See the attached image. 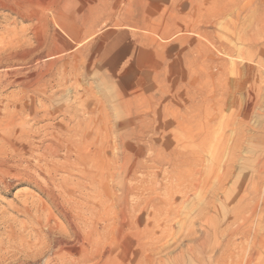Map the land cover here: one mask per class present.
I'll return each mask as SVG.
<instances>
[{
	"label": "rangeland",
	"instance_id": "obj_1",
	"mask_svg": "<svg viewBox=\"0 0 264 264\" xmlns=\"http://www.w3.org/2000/svg\"><path fill=\"white\" fill-rule=\"evenodd\" d=\"M35 1L0 0V25L9 19L16 30L5 68L17 73L0 88V247L26 235L41 211L57 215L54 200H65L63 185L82 169L94 173V202L110 201L100 166L116 154L111 146L124 125L132 133L125 143L150 167L139 169L136 181L146 182L145 170L156 181V260L264 264V0ZM22 76L42 79L41 92L25 95ZM175 145L188 157L175 160ZM167 187L178 191L168 192L176 199L158 209ZM119 209L110 210L113 231Z\"/></svg>",
	"mask_w": 264,
	"mask_h": 264
},
{
	"label": "bare ground",
	"instance_id": "obj_2",
	"mask_svg": "<svg viewBox=\"0 0 264 264\" xmlns=\"http://www.w3.org/2000/svg\"><path fill=\"white\" fill-rule=\"evenodd\" d=\"M11 6H12V4H11ZM14 9H16V8H14ZM44 12H46V11H44ZM53 15H55V14H53ZM56 16L57 15H55V17ZM19 17L21 19H23V20L24 19L26 20L28 18V17H23L22 15H19ZM34 18H36L37 21L41 20L38 17H34ZM30 19H33V18H30ZM38 19H40V20H38ZM259 19H261V18H259ZM96 20H98V19H96ZM42 22H43V20H42ZM6 23L7 24L5 26H1L0 25V35L5 36L3 42L0 44V88L6 87V85H8V83L12 84V82L11 81L9 82V80H10V78L14 77V75L16 76V74H17V73L10 72L7 68H5L6 66L8 67V65H9L8 62H10V60L13 59L12 56H11L12 53L10 52V51H12L11 49L13 47H16V46H14L15 44L13 45V39H12L13 35L11 36V34H12V32L14 30L11 29V27H10L11 24L9 23V19L6 21ZM97 23H98V21H97ZM260 23H261V21H260ZM260 23H258V24H260ZM13 24H15V22ZM56 25H57V23H56ZM59 29H61V28H59ZM256 33L257 32L255 31V34ZM260 35H262V34H260ZM255 36H257V35H255ZM14 37L15 36H13V38ZM24 37H23V39H24ZM91 37H92V35H91ZM19 39L22 40L20 37H19ZM255 39H253V42H254ZM17 44H19V43H17ZM21 45L22 44L20 43V46ZM18 48L19 47L17 46V49ZM14 49H16V48H14ZM100 51H102V50H100ZM14 55H16V54H14ZM38 58H40V57H38ZM38 61H36V63ZM11 62H12V60H11ZM24 67H26V66H24ZM11 70H12V67H11ZM42 84H43L42 83V79H40V80H34L33 79L32 80L31 77L28 78L27 76L26 77L22 76V79L19 82V86H21L22 92L25 95H26V93L29 92V90L30 91L32 90L33 93L39 94L41 92V89H42V86H43ZM15 85H18V84L16 83ZM119 99H123V98L119 97ZM123 101L126 102L124 99H123ZM130 109L131 108L128 107V110H130ZM22 112H23V110H22ZM73 115H75V114H73ZM122 120H124V119H122ZM89 122H90V120H89ZM240 124H241V122H240ZM246 124H247V122H246ZM100 126H102V125H100ZM85 127H86V125H85ZM97 128L99 130H101V128H99V127H97ZM112 132H114V130ZM116 132H117V134L115 136L114 145L111 146V147H113L114 152L116 154L114 155L113 159H109V161H107L105 164H102V165L100 164L101 165L100 169L103 170V172H104L103 174H106L105 177H103V178H105L106 180L109 181L108 187H109V193H110V198H109L110 201L108 199L107 200H103L105 196L102 193V196H104L103 199L101 201H99L100 200L99 198L101 197L100 196L98 198L99 200L97 199L99 201V203H95L94 202V200H93L94 199L93 191L95 192L96 190H94V189H96L97 187H96V184H94L92 182V178H93V174H94V173H92V171H91V173H92V175H91V174H89L88 171H86L87 169H82L83 172H82V170H80L79 172H82V175L80 176L81 178L78 177L79 179H77V180L75 179L74 181L71 180L72 177L70 176L71 177L70 178L69 175H68L67 176V181L69 180L68 177L70 178L71 181H69L68 183H65L64 185L62 184L64 189L68 190V193L65 196L66 197L65 200L63 201L64 197L62 196V198H63L62 201L63 202H61L59 200H56V199L54 200V203L52 201V203L56 207L57 215L60 217V219L62 218L66 222L67 227L65 228V226L62 224V226H64V229L61 228V224L59 222V219L57 221V215L54 216V215L46 214L48 212V210L45 213H43L41 211V213H39V215H37L35 227H32L30 231L27 230L26 226L22 227L25 232L28 231L26 235L22 234V237L19 238V239L10 238L6 244H4V245H2L0 247V264H37L40 261H43L42 263L40 262L41 264H164L163 260H158L157 259L158 260L157 261L155 259V257H154L155 254H157L158 250L154 254V251L156 250V248H155V245H156L155 244V240L156 239L154 237L155 234H154V231H153L152 227H154L155 225L153 226V225H151V223H152V220L155 219V215L154 214L157 215V213L155 212L156 211V205H157L156 204L157 203V198H156V195H155L156 191L154 192V189H153V186H154L153 183L156 184V181L154 182V177H153V174H152L153 172L151 173L150 170L149 171H146V170L144 171V172H147V173H144L143 175H145V174L148 175V178H147V180L145 179L146 182H144V184L142 183L144 181V179H143L144 177H142L143 181L141 179H139V180L137 179V181H140V183L136 181V173L138 172V170L141 169V168L142 169H145V168L149 169L150 167H148V165H146L147 163L144 164V162H145L144 159H142V160H144V162L143 161L141 162L140 161L141 159L139 157H137L138 155L135 152V146L134 145H132L130 143L129 144L125 143V136H127V138H128V137H130L132 135L131 132H127V127L124 126V125H121L119 127V130H117ZM21 133H23V132H21ZM234 137H236V136H234ZM170 139H171L172 142L174 141V143L177 141V138L173 134L170 135ZM142 147H144V146H142ZM153 148H156V147H153ZM195 150H196V148H195ZM185 151H186V149H184V148H182V149L180 148L179 149V147H176V145H175L174 146V151H173V154H175V160H177L176 158H178V157L181 158V155H186V157H188L187 156V152H185ZM112 154H113V152H112ZM155 155L156 154H154V156ZM198 156H200V155H198ZM142 157H144V156H142ZM184 158H185V156H184ZM168 159L165 161L164 157H163V161H161V162H163L162 164H166V165L169 164L170 165L171 162L173 164V160L171 161L170 158H168ZM148 160H150V158H148ZM153 161H154V159H153ZM192 161L196 162V161H194V159ZM150 162L152 163V161H150ZM175 162L176 161H174V165L178 164L177 162L176 163ZM95 165L97 166V164H95ZM197 165H198V162H197ZM149 166H151V164ZM160 166H162V165H160ZM177 166H179V165H176V167ZM154 167H155V165H154ZM172 167H173V165H172ZM199 168L201 169V166ZM176 170H177V168L175 169V171ZM179 170L181 171L182 167H181V169L178 168L177 172ZM183 170H185V169H183ZM151 171H154V170L152 169ZM240 171H241V169H240ZM95 173H98V172H95ZM139 173H140V171H139ZM184 173L185 172H183V174ZM100 174H102V173H100ZM172 174H174V173H172ZM180 174H182V173H180ZM164 175H165V173H164ZM171 176H175V175H171ZM177 176L178 175H176V177ZM184 176L182 178H184ZM201 177H202L201 179L199 178L200 179V183H199L200 186L199 187L197 186V189L200 192H202V190L204 189V183L207 180L208 174L204 173V175H202ZM96 178L98 179V177H96ZM222 178L224 180H227L228 179V174L225 173ZM169 179H167V180H169ZM164 180H166V179H164ZM177 180H179V182H178V184H179L181 180L180 179H177ZM102 181H103V179H102ZM193 181H195V180L193 179ZM61 182L63 183V181H61ZM61 182H59V183H61ZM185 182H186V180H185ZM96 183H98V182H96ZM99 184H100V182H99ZM181 185H184V184H181ZM169 186H170V184H169ZM175 186H176V184L174 185V187ZM101 187H103V186H101ZM158 187H159V185H158ZM57 188H54L53 192L56 191L55 189H57ZM185 188H181V189H185ZM161 189H163V188H161ZM165 189H166L165 190L166 191V196H165V198L164 197H162V198L160 197L161 200L159 201V205L157 206L158 209H162L163 207L167 208V206L169 207V205H171V202L176 199V196H174L173 198H170V196L171 195L172 196L176 195V193L178 192L177 189H176L177 192H174L175 190L174 191L170 190V188H168V187L165 188ZM178 189H180V188H178ZM186 189H185V192H186ZM190 189H191V186H190ZM255 189H258V182H255L254 190ZM192 190H188V193H190L189 191H192ZM163 191H164V189H163ZM169 191H171L172 193L174 192L175 194H171L170 193L171 195H169L168 194ZM61 192H63V189L60 190V193ZM76 192L78 193L79 197L78 196L76 197V194H75ZM98 192H101V190H99ZM104 192H105V190H104ZM179 192H181V191L179 190ZM48 193H49V191H48ZM60 193H58V194L60 195ZM162 194H163V192H162ZM62 195H63V193H62ZM99 195H100V193H99ZM164 195H162V196H164ZM179 195H180V193H179ZM187 195L188 194L186 192L185 194L181 193L180 196L183 197V198L181 197L182 200H183V199L187 198ZM195 195H197V194H195ZM57 197H58V195L56 196V198ZM106 197H107V195H106ZM49 198H50V196H49ZM58 198H61V197H58ZM108 202H110V203H108ZM111 203H112L111 207H113V205H114L115 207H120L121 208V210L119 209V211H121L119 227L118 228L115 227L116 228V231L114 230L115 232L112 230V226L115 224L116 220L111 215V212H110V210H113L115 207L111 208L110 205H108V204H111ZM180 205L181 204H179V206ZM177 206L175 207L176 211L178 209ZM109 207H110V209H109ZM239 208H237V209H239ZM237 209H236V211L239 212ZM239 210H241V209H239ZM162 211L163 210H161V212ZM179 211H181V210H179ZM181 212H179V213L182 214ZM138 213H139V216H138ZM240 213H237V214H240ZM144 214H146L148 216L149 221L147 220L148 223H146L145 226H144L146 228V230H145L146 234L143 235V237H144L143 238L141 236L142 235L141 231H143V230H141L140 228L143 226V218L142 217H143ZM146 219H147V217H146ZM153 221L155 222V220H153ZM170 221H172V220H170ZM167 222H169V221H167ZM201 222H202V220H201ZM155 224H156V222H155ZM22 228H21V230H22ZM111 238H113L112 241H110ZM199 246H200V244H199ZM183 252L184 251L182 250V253ZM160 259H162V258H160Z\"/></svg>",
	"mask_w": 264,
	"mask_h": 264
}]
</instances>
